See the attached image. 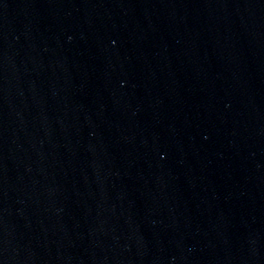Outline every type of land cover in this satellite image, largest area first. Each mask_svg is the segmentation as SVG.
<instances>
[{
	"label": "water",
	"instance_id": "1",
	"mask_svg": "<svg viewBox=\"0 0 264 264\" xmlns=\"http://www.w3.org/2000/svg\"><path fill=\"white\" fill-rule=\"evenodd\" d=\"M0 264H264V207L0 0Z\"/></svg>",
	"mask_w": 264,
	"mask_h": 264
}]
</instances>
